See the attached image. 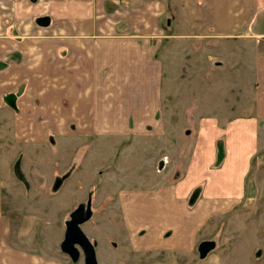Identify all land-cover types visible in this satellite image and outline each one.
Instances as JSON below:
<instances>
[{
	"label": "crops",
	"instance_id": "1",
	"mask_svg": "<svg viewBox=\"0 0 264 264\" xmlns=\"http://www.w3.org/2000/svg\"><path fill=\"white\" fill-rule=\"evenodd\" d=\"M119 2L0 0V264L27 262L16 244L6 243L11 231V217L3 207L9 200L3 197L7 185L2 172L7 138L15 145L34 147L53 135L55 139L84 140L125 131L143 137L147 125L160 130L171 46H188L196 68H200L198 56H204L211 74L225 68L232 52L234 78L242 74L241 64L250 65V52L256 93L253 112L262 120L259 125L264 121V0ZM42 16L50 17L49 26L35 23ZM211 83L217 84L214 79ZM259 125L253 132L256 149ZM202 134L191 152L189 166L193 165L194 176L188 182L167 186L164 192H145L141 198L149 235H156L160 242L171 233V250L180 253L193 252L201 231L194 222L196 210L185 207L203 179L202 204L211 213L203 216L202 228L212 213L230 214L233 206L246 198L248 171L234 170L229 157L219 170H211L217 138ZM189 171L187 165V174L177 181L186 179ZM215 173L229 181L216 182ZM10 205L14 206L8 202ZM10 211L15 213L16 208Z\"/></svg>",
	"mask_w": 264,
	"mask_h": 264
},
{
	"label": "rangeland",
	"instance_id": "2",
	"mask_svg": "<svg viewBox=\"0 0 264 264\" xmlns=\"http://www.w3.org/2000/svg\"><path fill=\"white\" fill-rule=\"evenodd\" d=\"M171 48L160 130L147 125L143 137L125 131L96 134L84 140L65 136L55 139L53 135L34 147L15 145L7 138L2 172L7 185L3 197L9 200L3 207L11 217V231L6 243L16 244L23 259L30 260L28 264H84L83 257L73 263L61 250V243L70 214L89 201L92 218L81 227L91 241L98 243L99 264H264V121L259 125L262 120L253 112L256 93L250 52V65L241 64L242 74L235 80L230 70L232 52L225 68L211 74L204 56H198L200 68H196L188 46ZM212 79L217 83L214 86ZM258 125L256 149L253 132ZM206 132L217 138L216 158L210 169L219 170L229 157L234 170L248 171L244 179L246 198L234 205L230 214L212 213L202 228L203 216L210 212L202 204L203 179L190 193L185 207L196 210L194 222L196 226L199 223L201 231L193 252L180 253L171 250V233L166 232L160 242L156 235H149L141 198L145 192L188 182L194 176V167L189 166L192 150L201 134L208 136ZM218 144H223L225 154L219 164ZM187 165L188 177L177 181L187 174ZM214 178L216 182L229 181L221 174L215 173ZM198 188L199 198L190 207L189 198ZM8 202L14 206H8ZM13 207L15 213L10 211ZM201 242L214 246L202 254L198 248Z\"/></svg>",
	"mask_w": 264,
	"mask_h": 264
},
{
	"label": "water",
	"instance_id": "3",
	"mask_svg": "<svg viewBox=\"0 0 264 264\" xmlns=\"http://www.w3.org/2000/svg\"><path fill=\"white\" fill-rule=\"evenodd\" d=\"M31 1L37 2V0ZM35 23L39 26H49L50 17H38L35 20ZM57 185L58 184H56V186ZM199 195L200 188L193 191L188 202L190 207L195 205ZM91 217V206L89 205L86 208L80 206L70 214V218L66 221V230L64 239L61 243V250L75 263L80 260L81 256H83L84 264H99L96 252L98 243L97 241H91L81 227L85 222L90 220Z\"/></svg>",
	"mask_w": 264,
	"mask_h": 264
},
{
	"label": "flooded vegetation",
	"instance_id": "4",
	"mask_svg": "<svg viewBox=\"0 0 264 264\" xmlns=\"http://www.w3.org/2000/svg\"><path fill=\"white\" fill-rule=\"evenodd\" d=\"M61 180H58V182H60ZM58 182L56 183V184H58ZM55 184V185H56ZM91 206V203H90V201L88 202V203H86L85 205H83V204H80L78 207H80V206H83L84 208H86L87 206ZM77 207V208H78ZM76 208V209H77ZM92 218V217H91ZM91 220V219H90ZM214 246V244L212 243V242H201L199 245H198V248H199V250L202 252V254H203V252H208L209 250H210V248H212ZM81 257H83V256H81ZM73 263H75V262H73Z\"/></svg>",
	"mask_w": 264,
	"mask_h": 264
},
{
	"label": "trees",
	"instance_id": "5",
	"mask_svg": "<svg viewBox=\"0 0 264 264\" xmlns=\"http://www.w3.org/2000/svg\"><path fill=\"white\" fill-rule=\"evenodd\" d=\"M218 150H219V152H218V164L223 160V158H224V147H223V144L222 145H219L218 144ZM219 159L221 160V161H219Z\"/></svg>",
	"mask_w": 264,
	"mask_h": 264
},
{
	"label": "built area",
	"instance_id": "6",
	"mask_svg": "<svg viewBox=\"0 0 264 264\" xmlns=\"http://www.w3.org/2000/svg\"><path fill=\"white\" fill-rule=\"evenodd\" d=\"M112 1L115 2V3H117V4L120 3L119 0H112Z\"/></svg>",
	"mask_w": 264,
	"mask_h": 264
}]
</instances>
